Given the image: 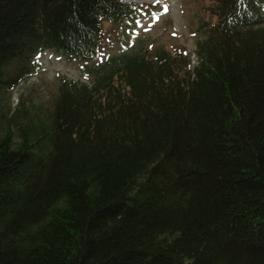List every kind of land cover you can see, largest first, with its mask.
<instances>
[{"label": "trees", "instance_id": "trees-1", "mask_svg": "<svg viewBox=\"0 0 264 264\" xmlns=\"http://www.w3.org/2000/svg\"><path fill=\"white\" fill-rule=\"evenodd\" d=\"M127 0H0V96L38 53L96 55ZM186 48L63 78L0 133V264H264V0H209ZM22 119H21V118ZM0 109V127L4 125Z\"/></svg>", "mask_w": 264, "mask_h": 264}, {"label": "rangeland", "instance_id": "rangeland-1", "mask_svg": "<svg viewBox=\"0 0 264 264\" xmlns=\"http://www.w3.org/2000/svg\"><path fill=\"white\" fill-rule=\"evenodd\" d=\"M127 1L136 6V11L122 24L104 21L105 35L94 57H70L52 49L36 55L33 74L13 91L0 96V109L5 115L4 125L0 127L1 135L7 132L14 112L24 115V105L28 107L30 116L47 118L63 78L91 84L100 64L135 47L150 50L157 46H180L186 48L193 64L198 63L195 50L197 41L203 37L199 30L200 18L204 16V7L209 0Z\"/></svg>", "mask_w": 264, "mask_h": 264}]
</instances>
